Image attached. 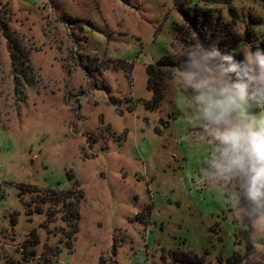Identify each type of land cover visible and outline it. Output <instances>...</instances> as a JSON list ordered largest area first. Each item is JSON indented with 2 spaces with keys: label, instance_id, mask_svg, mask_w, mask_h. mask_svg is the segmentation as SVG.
Wrapping results in <instances>:
<instances>
[{
  "label": "rangeland",
  "instance_id": "obj_1",
  "mask_svg": "<svg viewBox=\"0 0 264 264\" xmlns=\"http://www.w3.org/2000/svg\"><path fill=\"white\" fill-rule=\"evenodd\" d=\"M189 6L264 46V0ZM181 23L173 0H0V264H264L199 175Z\"/></svg>",
  "mask_w": 264,
  "mask_h": 264
},
{
  "label": "clouds",
  "instance_id": "obj_2",
  "mask_svg": "<svg viewBox=\"0 0 264 264\" xmlns=\"http://www.w3.org/2000/svg\"><path fill=\"white\" fill-rule=\"evenodd\" d=\"M237 80L232 56L187 45L178 87L185 94L189 123L200 129L207 149L199 175L229 196L228 207L246 240L264 248V57L243 50ZM226 64L228 66H226Z\"/></svg>",
  "mask_w": 264,
  "mask_h": 264
},
{
  "label": "trees",
  "instance_id": "obj_3",
  "mask_svg": "<svg viewBox=\"0 0 264 264\" xmlns=\"http://www.w3.org/2000/svg\"><path fill=\"white\" fill-rule=\"evenodd\" d=\"M190 0H173L176 6L177 12L179 13L182 23L174 27L175 38L179 42L187 45L199 44L206 51L217 50L221 54L231 55L232 64L236 65L237 71L231 73L233 80H237L240 74V69L243 64V55L240 53V45L243 40H240L232 32L227 33V27L221 25L218 16H214L211 11L206 9H201L198 7H190ZM207 3L221 2L228 3L231 0H205ZM244 38L246 43H250L253 39V34L249 30L244 31ZM259 52L262 57H264V46H259L254 49V53ZM164 59H160L157 65L164 64ZM169 64H172L171 62ZM154 66L148 65L146 72L148 75L147 85L153 86V75ZM226 66H228L226 64ZM153 98L151 102L156 103L157 90L152 89ZM160 97V95H159ZM150 106V105H149ZM185 258H179L178 262H190L195 263L197 260L195 257L191 258L189 255H184Z\"/></svg>",
  "mask_w": 264,
  "mask_h": 264
}]
</instances>
